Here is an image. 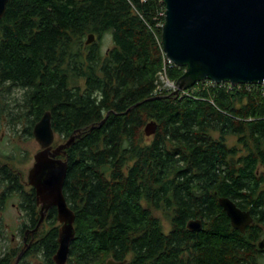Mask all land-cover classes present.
Instances as JSON below:
<instances>
[{"label": "trees", "instance_id": "1", "mask_svg": "<svg viewBox=\"0 0 264 264\" xmlns=\"http://www.w3.org/2000/svg\"><path fill=\"white\" fill-rule=\"evenodd\" d=\"M164 12L162 0H10L0 20V122H26L34 137L50 111L57 138L76 137L61 156L76 215L66 264H264V85L158 89L162 74L176 84L185 71L164 54ZM106 36L114 45L103 51ZM0 185V242L10 198L27 219L22 243L0 250V264L38 255L56 264V208L27 234L40 221L35 190L8 164ZM221 197L252 214L245 234ZM156 211L170 217V232ZM192 220L201 231L188 229Z\"/></svg>", "mask_w": 264, "mask_h": 264}, {"label": "water", "instance_id": "2", "mask_svg": "<svg viewBox=\"0 0 264 264\" xmlns=\"http://www.w3.org/2000/svg\"><path fill=\"white\" fill-rule=\"evenodd\" d=\"M10 0H0V20ZM165 6L162 47L166 58L184 68L177 81L178 89L186 91L199 82L215 84L264 85V0H162ZM96 40L90 35L87 45ZM33 136L41 150L34 155V164L27 182L35 190L40 206V221L27 234L37 232L48 211L57 210L59 247L54 261L66 264L71 243L76 235L75 212L64 195L68 161L61 158L75 142L71 137L54 147L56 134L52 114L46 111L33 127ZM232 227L242 234L254 222L249 211L242 210L227 198H219ZM193 232L203 228L200 220L187 225ZM259 247L264 248V242ZM21 255L17 259L18 263ZM109 260L106 264H126Z\"/></svg>", "mask_w": 264, "mask_h": 264}, {"label": "rangeland", "instance_id": "3", "mask_svg": "<svg viewBox=\"0 0 264 264\" xmlns=\"http://www.w3.org/2000/svg\"><path fill=\"white\" fill-rule=\"evenodd\" d=\"M114 45L111 36H106L103 44L102 50L106 51L112 48ZM165 75V74H164ZM166 76V75H165ZM165 76L160 77L161 88L165 85ZM172 83V82H171ZM166 90L170 93L175 92L178 89L177 84L174 87L165 86ZM174 88V89H172ZM174 90V91H173ZM21 91H15L12 95L13 98H21ZM29 127V124L24 122L17 127L9 126L6 120H1L0 122V165L8 164L11 167L19 170L23 173L24 179L27 182L28 172L34 164V155L41 150L40 145L37 143L34 137L25 134L24 129ZM63 143L57 136L55 140V146ZM228 143L230 146L237 145L236 138H229ZM3 191V186L0 185V194ZM20 198L13 196L6 203V208L2 214L5 227V239L0 242V250L4 249L10 244L11 247L19 246L22 243V237L19 233L20 228L24 222H27L25 213L20 210ZM155 216L161 221L164 231L170 232L171 230V219L166 216L165 212L156 211ZM50 226L48 224L44 225V230H49ZM37 257H41L38 255ZM37 257H29L28 261L31 264H41L42 259Z\"/></svg>", "mask_w": 264, "mask_h": 264}, {"label": "built area", "instance_id": "4", "mask_svg": "<svg viewBox=\"0 0 264 264\" xmlns=\"http://www.w3.org/2000/svg\"><path fill=\"white\" fill-rule=\"evenodd\" d=\"M166 56V55H165ZM167 59V58H166ZM168 60V59H167ZM168 62L169 63H171L169 60H168ZM161 76H165L164 74H162ZM168 86V87H174L175 88V83H171L167 78H166V76H165V85H164V88H166L165 86ZM161 87H163V86H159L158 87V89H160L161 90ZM174 88H172V89H174ZM174 91V90H173ZM176 91V90H175ZM187 91V90H186ZM182 92H185V91H182Z\"/></svg>", "mask_w": 264, "mask_h": 264}]
</instances>
